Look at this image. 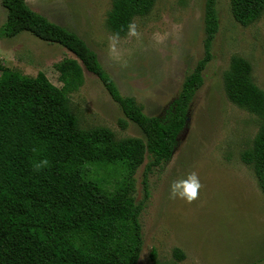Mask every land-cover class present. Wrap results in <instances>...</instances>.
I'll list each match as a JSON object with an SVG mask.
<instances>
[{
	"label": "trees",
	"instance_id": "16d2710c",
	"mask_svg": "<svg viewBox=\"0 0 264 264\" xmlns=\"http://www.w3.org/2000/svg\"><path fill=\"white\" fill-rule=\"evenodd\" d=\"M1 1L7 19L0 36L30 32L74 56L57 64L61 87L42 71L29 76L0 64V264H137L149 174L171 159L204 83L219 29L218 0H206L204 56L187 74L164 117L147 114L134 96L122 94L96 51L77 32L34 10L27 0ZM230 4L244 26L264 13V0ZM154 5L155 0H112L107 25L125 35L135 17L149 14ZM85 69L99 78L144 136L119 138L106 126H81L70 95L84 83ZM224 85L231 102L259 118V129L241 159L253 168L264 192V90L254 80L252 63L236 54L225 70ZM147 154L144 197L137 202L134 175ZM94 166L104 168L106 175L99 176ZM113 176L119 178L111 188ZM174 256L176 260L165 264L186 258L180 248L174 249ZM152 259L160 264L156 250Z\"/></svg>",
	"mask_w": 264,
	"mask_h": 264
},
{
	"label": "rangeland",
	"instance_id": "374dc122",
	"mask_svg": "<svg viewBox=\"0 0 264 264\" xmlns=\"http://www.w3.org/2000/svg\"><path fill=\"white\" fill-rule=\"evenodd\" d=\"M27 2L84 38L122 94L134 96L149 115L167 114L187 74L204 56L206 0H155L151 12L135 17L125 35L107 25L112 0ZM217 10L219 29L212 57L187 125L171 159L149 174L150 197L140 217L143 245L137 264H154L153 250L160 264L172 262L175 248L186 254L180 264H264V192L253 168L241 159L260 121L231 102L224 85L225 70L236 54L252 63L254 80L264 90V13L244 26L234 18L230 0H218ZM6 19L0 0V28ZM73 56L64 46L30 32L0 36V64L29 76L42 71L59 87L57 64ZM84 75L82 86L70 95L81 126H106L119 138L144 136L99 78L86 69ZM149 157L134 175L137 202L144 197ZM92 170L106 175L104 168ZM192 174L200 187L188 202ZM118 178H110L111 188Z\"/></svg>",
	"mask_w": 264,
	"mask_h": 264
},
{
	"label": "clouds",
	"instance_id": "9594fccd",
	"mask_svg": "<svg viewBox=\"0 0 264 264\" xmlns=\"http://www.w3.org/2000/svg\"><path fill=\"white\" fill-rule=\"evenodd\" d=\"M134 34V33H131ZM47 161H42L41 164H46ZM41 164H37L36 168L39 169L41 167ZM191 180L192 183L189 184V186L187 187L186 191L188 193V195L186 196V199L188 200V202H191L192 200H194L196 198V194H197V189L200 187L199 182L197 180V178L195 177V174L191 175ZM173 195H175V191L173 190Z\"/></svg>",
	"mask_w": 264,
	"mask_h": 264
}]
</instances>
